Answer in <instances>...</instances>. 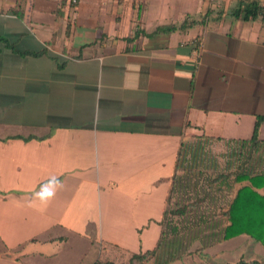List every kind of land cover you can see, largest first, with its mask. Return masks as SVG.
Masks as SVG:
<instances>
[{
	"label": "crops",
	"instance_id": "0c3cea01",
	"mask_svg": "<svg viewBox=\"0 0 264 264\" xmlns=\"http://www.w3.org/2000/svg\"><path fill=\"white\" fill-rule=\"evenodd\" d=\"M252 4L0 0V264L264 262L222 241L249 185L228 174L264 173V23L234 14Z\"/></svg>",
	"mask_w": 264,
	"mask_h": 264
},
{
	"label": "trees",
	"instance_id": "16d2710c",
	"mask_svg": "<svg viewBox=\"0 0 264 264\" xmlns=\"http://www.w3.org/2000/svg\"><path fill=\"white\" fill-rule=\"evenodd\" d=\"M243 14L244 20L259 19L264 23V5L252 4L243 11H236L234 14ZM171 27H161L157 31L170 30ZM136 36V33L134 34ZM262 118L256 122L250 143L257 146L261 142L258 139V129ZM234 177L235 182L247 180L249 185L241 187L235 194V197L226 206V212L223 214L229 225L222 232V241L230 240L238 236H247L250 239L260 243L264 247V195H260L256 190L264 188V173L252 175L250 172L234 173L229 175ZM158 244L157 248L159 247ZM153 252L142 256H133L127 264H145L154 254ZM201 254V251H196ZM203 258V256H202ZM97 264H112L109 262H98ZM235 264H264L258 261H239Z\"/></svg>",
	"mask_w": 264,
	"mask_h": 264
},
{
	"label": "clouds",
	"instance_id": "9594fccd",
	"mask_svg": "<svg viewBox=\"0 0 264 264\" xmlns=\"http://www.w3.org/2000/svg\"><path fill=\"white\" fill-rule=\"evenodd\" d=\"M64 186V182L58 176H51L47 181L39 186V189L32 193L30 205L46 207L52 201L59 190Z\"/></svg>",
	"mask_w": 264,
	"mask_h": 264
},
{
	"label": "rangeland",
	"instance_id": "374dc122",
	"mask_svg": "<svg viewBox=\"0 0 264 264\" xmlns=\"http://www.w3.org/2000/svg\"><path fill=\"white\" fill-rule=\"evenodd\" d=\"M195 1H197V0H195ZM181 4H183V3H181ZM181 4L178 5V8L181 6ZM205 5H207V3H205ZM189 6H190L189 3H187L186 5H184L185 8H189ZM229 175H231V174H228V176H229ZM233 188H234V186H233ZM230 190H231V189H230ZM253 243H255L254 245H257V247H260V244H258V243H256V242H253ZM250 254H251V253H250ZM246 256H247V255H246ZM250 256H251V255H250ZM226 260H228V259H226ZM232 260H235V257H233ZM226 262H227V261H225L224 259H222L221 261H217V264H226Z\"/></svg>",
	"mask_w": 264,
	"mask_h": 264
},
{
	"label": "built area",
	"instance_id": "2783aa9c",
	"mask_svg": "<svg viewBox=\"0 0 264 264\" xmlns=\"http://www.w3.org/2000/svg\"><path fill=\"white\" fill-rule=\"evenodd\" d=\"M208 2H214L215 0H207Z\"/></svg>",
	"mask_w": 264,
	"mask_h": 264
}]
</instances>
